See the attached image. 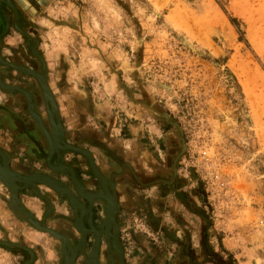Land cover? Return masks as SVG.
Returning a JSON list of instances; mask_svg holds the SVG:
<instances>
[{
    "label": "rangeland",
    "instance_id": "374dc122",
    "mask_svg": "<svg viewBox=\"0 0 264 264\" xmlns=\"http://www.w3.org/2000/svg\"><path fill=\"white\" fill-rule=\"evenodd\" d=\"M11 1L20 7L28 40L36 42V51L46 61L62 117L77 116L74 109L85 110L93 121L109 111L116 116L115 127L136 125L140 144L133 149L138 164L152 175L163 128L150 113H138L132 102L146 91L170 116V135L180 133L187 144L179 167L197 174L198 180L189 184L200 201L190 222H185L190 230L179 233L177 246H166L142 215L135 218L145 230L137 229L132 220V228L146 241L145 254L160 258L151 264H172L175 254L190 264H264V0ZM7 7L0 3L5 13ZM228 16L240 21L242 36ZM7 30L1 33L3 57L37 66L25 37L17 29ZM0 70H6L4 78L10 82L23 78L9 67L0 65ZM13 110L20 123H28L20 100ZM202 147L215 156L227 180L223 191H205L200 179L205 176ZM38 154L42 156L40 149ZM61 155L79 174L84 172L90 191L100 190L89 166L79 163L81 155ZM30 162V170L42 168L38 160ZM4 188L2 184L8 201ZM94 208L101 221L102 202L97 200ZM126 233L119 232L126 264H146L144 253L136 256ZM48 239L56 249L54 239Z\"/></svg>",
    "mask_w": 264,
    "mask_h": 264
},
{
    "label": "crops",
    "instance_id": "0c3cea01",
    "mask_svg": "<svg viewBox=\"0 0 264 264\" xmlns=\"http://www.w3.org/2000/svg\"><path fill=\"white\" fill-rule=\"evenodd\" d=\"M5 104L9 106L10 102H6ZM3 107L5 106L3 105ZM3 107H0V119L2 118V115L6 114L5 111H2ZM108 112L103 111L97 116H94L91 119L93 121H90L87 111H79L74 109V114L77 116H65L62 118L64 140L66 143H71H67L69 145L78 144L79 146L77 147L85 150L88 149V151L93 155L94 163L101 174L114 183V194L118 203V214L116 219L119 223L120 232H127L126 234L128 235L127 238H129V245H132L131 248L138 252L136 256L141 257L139 254L144 253L142 255H144L146 264H151L153 261L159 262L160 258L158 256L145 254L143 249L145 246L143 243L146 241L144 240V237L137 235V231L132 228V220L134 221L137 219L135 218V215H142L151 227L156 228V232L162 236L163 242L166 246L173 244L177 246L176 241L179 233L181 231H185L186 228V231L190 230L188 229V224L185 222L187 220V222H190L193 216L192 211L194 213L196 212L195 210L200 206V201H198V198L195 194L192 195L191 188L185 185V182L182 178L181 182H173V180H170V178L167 176L163 179L160 178V182H163L164 184L162 185L167 189L165 192H161L157 189L159 184L150 183L149 177L151 174H148L143 170V168H141V166L138 164L139 161H137L138 157L135 156L133 152H129V155L131 156L128 157V150L126 148V143L131 142L132 146H137V138L139 135L136 134L139 133V130H137L138 127H136V125H132L133 128L129 129L132 133V138H124L120 133L121 129H119V125L118 128L115 127V124L117 123L116 116L112 113L109 114ZM6 117L9 118L7 114ZM32 121L35 124L33 119ZM102 122L103 124H100ZM36 127L44 138L41 130L37 125ZM14 133L17 135L13 120H10V118L7 119L6 124L0 121V148L4 152L3 153L0 150V153L4 156L7 166L12 171L23 175L21 174L23 171L32 168L31 162L30 159H28L29 162L27 160V150H25L23 146L16 144L14 141L11 142L13 139H15ZM30 135L36 140L40 139V134L38 132H32ZM47 152L48 147L46 155ZM63 155L66 157L67 155L73 156L74 154L66 155L63 153ZM54 156L55 155H53L50 160L53 165H56L59 162L68 165L67 161L61 162L59 159L56 163H54ZM82 156H78L79 159H81V162L79 163L81 164L83 161L84 164L89 166L87 159ZM0 158L2 161L1 156ZM7 158L8 162L10 161V165L12 167L9 166ZM44 164L48 170H52L59 174L61 173L51 169L47 165L46 156L44 159ZM70 165L71 164L68 166ZM73 169H76L75 165H73ZM33 173L44 174L37 171L30 174ZM60 176L63 177V182H65L64 177L67 178V176L63 173H61ZM78 178L89 188V184L87 183L88 177H86L84 172H82ZM94 183L99 185L98 180L95 177ZM1 187L2 183L0 184V240L18 244L21 243L31 249L34 253V260L32 264H55L57 261V259L54 260L56 258V249L53 247L51 240L48 239V235L35 229L30 224L27 226L25 223L26 226H23L22 220L17 218L15 213L8 206L11 195L7 201L8 194L3 193ZM4 189L10 194L7 188ZM18 196L21 204L25 207V210H28L27 212L35 215L37 218L42 216V213L45 209L47 212H53L54 216H56L58 213H64L65 209L69 207L65 199L58 197L53 190L43 184H36L33 188L28 187L22 191H19ZM29 205L32 206V208ZM48 206L50 207L48 208ZM37 218L35 219L37 220ZM54 222L56 223V221ZM17 224L19 226L14 228ZM177 229L179 231H177ZM16 230H18L17 236L15 235ZM143 230H145V228H143ZM123 236L124 234L121 238H123ZM174 251L176 250L174 249ZM15 252L16 254L14 255L13 250L0 245V264H14L15 262L19 264L22 261L24 254L18 251ZM172 264L190 263L184 257H178L175 254Z\"/></svg>",
    "mask_w": 264,
    "mask_h": 264
},
{
    "label": "flooded vegetation",
    "instance_id": "af4514ba",
    "mask_svg": "<svg viewBox=\"0 0 264 264\" xmlns=\"http://www.w3.org/2000/svg\"><path fill=\"white\" fill-rule=\"evenodd\" d=\"M14 2H16V1H14ZM5 4L10 8V6L6 2H5ZM12 4L16 8V11H17V14H18V18L16 20L15 13H14V11L11 8L9 9L7 7V11H6L7 14L3 10H2V12L0 11V17H1L0 18V29H1V25H3L2 29L0 30V40L2 39V36H1L2 31H5L7 29H8L7 31H9V29L16 30L15 27H14L15 20H16V24H15L16 28L21 30V32L20 31L19 32L28 41L29 51L31 52L32 51V47H33L35 52L38 55H40L36 51V47H35L36 42L33 41L32 43H30V41L28 40V39H30V37H28V35L23 30L25 28V26H24L25 22H23V20H22V17H21L22 14H21V11H20V7H18L17 3H15L16 4L15 5L12 2ZM29 44H32V45H29ZM35 52H33V54ZM0 56L3 58V60H5L6 62H8L10 64H13L15 66L28 68V69H30L32 71H36V72H38L40 74L45 72L49 87H50L51 91L54 94V98H55V101H56V106H57V108L59 110L60 121H61L62 126H63V119H62L63 117H62L61 108H60L59 95L57 94V92H56L55 88L53 87V85L50 83L49 75H48V71H47V64H46V61L43 58V56L40 55L42 57V59H43V61H41L34 54V56H35V58L37 60L36 61L37 66L35 64L28 65L24 61L22 62V61H18V60L5 59L3 57V55H2L1 50H0ZM2 66L3 65H1V67ZM10 70L12 72L18 74L19 76H22L23 78L19 79V80L13 79L14 81L10 82V80L8 81V80H6L4 78L5 77L4 74L7 73L6 70H0V80L5 85L21 88V89L27 91L31 95V99L30 100H32V103H33L32 106H33V109H34L35 113L38 114V116L41 118L44 126L49 130V125H48L49 123H48L47 111H46L47 109H46V107H45V105L43 103V99H42L43 97H42V94L40 92V88H39V84H38L37 80L35 78H33L32 76H29V75H27V74H25L23 72H20L19 70H16L14 68H10ZM0 92H1V90H0ZM1 93H3V92H1ZM4 93H3V97H2V101H3L2 105H4L5 108H3L2 111H5L7 116H9L10 120H13L14 127L16 129V134H17V135H15V133H14L15 139H13L11 142L14 141L16 144H19L20 146H23V148H25V150H27L26 151V152H28L27 153V160L28 159L31 160V158H34V159L38 160L39 164H41L40 166H42V168H40L38 170H35V169L34 170H30V169H28V170L23 171L21 174L27 175V174H30L32 172H36L37 171V172H41V173H44L46 175H49V176H51L52 178H55L58 181L63 182L64 181L63 177L60 176L61 173L59 174V173L54 172L52 170H48L46 168L45 164H44V159H45L46 151H47V145H46V141H45L46 139H44L45 137L44 138L42 137L41 133L38 131V129H37L36 125H35L36 123L35 124L33 123L32 119H31V117L29 115V111H28L29 101H28L27 96L24 93L17 92V91H12V92H9V93L4 92ZM7 96H9V98H6ZM18 100L21 101L22 108L24 109L25 116L27 118L28 123H24V122L20 123V121L18 120V118H20V117L17 114V111L13 110L14 103L17 102ZM6 102H10V105L7 106L5 104ZM132 102L134 104L135 110H138L137 111L138 113H141V114L150 113L151 116H153L157 120V122H159L157 124L159 126V128H163L162 129L163 135L160 136L161 140H160V144H158V147H159L158 165L154 168V172L151 175L152 176V180L150 181V183L159 184L158 185L159 187H157V189L159 191H161V192H165V191H167V189H166L165 186L162 185L164 183L160 182L161 181L160 178L163 179V178H166V176H167V177L170 178V180H173V182H175V181L176 182H178V181L181 182V178H182L184 180V182H185V185H187L190 188H192V186H194V185L189 184V181H192V180L193 181H197L198 180V176H197V174L195 173L194 170L189 169L188 171H186L185 169H183V167L182 168L179 167V165L182 163L183 158L185 156V153L187 151V146H186L187 144L186 143L183 144L182 139H181L182 137H181L180 133L176 134L175 132H173L172 133L173 137L170 135V131L173 130V122L169 120L170 116L167 114L166 111H164L162 109V107L160 105H158V104H156V103H154V102H152L150 100V98H149L148 94L146 93V91H140V93L138 94L136 99L133 100ZM6 114H4L5 116L2 115V118L0 119V121L2 120V123H4V124H6L7 119H9L8 117H6ZM122 127L123 128H121V131H122L121 135L124 138H132V133L129 130L130 128L127 129L126 125H122ZM32 132H38L40 134V139L39 140L34 139L30 135V133H32ZM136 135H139V133L136 134ZM17 140H19L20 143H18ZM67 143H69V142H67ZM69 144H71V143H69ZM138 144H140V140H138V142H137V146H136L137 149H138ZM182 144L184 145V147H183ZM72 145H75L76 147L79 146L78 144H72ZM133 148H134V146H132V142H131L130 146L127 148L128 157L131 156V155H129V152H133V154L136 153L135 149H133ZM39 149H40V152H41L42 156H39V154H38L39 153ZM0 150H1V148H0ZM135 156L138 157V155H136V154H135ZM6 157H7V155H6ZM1 162L2 161H1V158H0V163ZM7 162H8V158H7ZM28 162H29V160H28ZM53 162L54 163L57 162L56 156H54ZM8 164H9V166H11L10 165V161L8 162ZM89 170H90V168H89ZM74 172H75L76 177L78 178V176L80 174L78 173L77 169H74ZM91 174H92V172H91ZM64 179H65V183L70 185V181L68 180V178L64 177ZM79 181L84 186L85 190L88 191V193L89 192H93V193H90L91 195H95L94 193H97V192H102L101 190H99V191H90L85 183H83L80 179H79ZM194 193L196 195L198 194L196 191H194ZM202 195L203 194H201V196ZM81 200H82V202H83V204L85 206L88 205L86 200H84V199H81ZM84 211L85 212L82 215V225H84V227L86 229H89L88 221L90 220L91 224L96 229H98L99 226H100V223L102 221H98V219L96 217L97 216V212L95 211V208H94L93 204H92V206H91V208L89 210L86 207L84 209ZM89 211H91V212H89ZM33 216L35 217V215H33ZM35 218H37V217H35ZM20 220H22L23 223L28 224L27 221L24 218H21ZM37 220L39 222H41L42 224H44L47 228H50V229L58 232L62 236H64L68 240V243H70V246L72 248L75 247V245L79 242V240L81 238V233H79L77 231V229L74 228V226H73L74 216H73V210L70 208V206L65 209L64 213L63 212L62 213H58L56 216H54L53 212H50V211L47 212V210L45 209L43 211V213H42V216L37 218ZM54 221H56V223ZM116 222H117V219H116ZM117 224H118V231L120 232L119 223L117 222ZM119 232H118V243H119L120 248L122 249V252H123L124 264H126V260H125V257H124V251H123V248H122V243L120 242ZM45 234L48 235L47 233H45ZM53 239L55 241L54 242V246L56 247V251H57L55 253H57V255H58L57 264H64L65 257L61 253V241L59 239H57V238H53ZM93 242H94V236H93L92 233L89 232L87 234V236H86L85 247L83 248L82 241H81V243L78 244L77 247H78L79 251H76V255H75L76 258L74 259L73 264H86L85 259H86V257L87 258L90 257L89 256V252L92 249ZM81 244H82V246H80ZM21 245H23V244H21ZM23 246H25V245H23ZM80 248H83V250H80ZM10 249L13 250V251L21 252L22 254H24V256H26V257H23L22 261L19 264H22L23 262L28 260L29 256H28L26 251L21 250L19 248H10ZM65 250L68 252L67 254H69V257H68V259H69L72 256V254L69 251L68 246H65ZM106 250H107L106 251L107 258L109 259L110 251L108 249V244L106 246ZM96 257H97L96 258V260H97L96 264H107L106 255H105V243H104L102 237L100 239L99 250H98V254L96 255ZM193 263H195V262L193 261Z\"/></svg>",
    "mask_w": 264,
    "mask_h": 264
},
{
    "label": "water",
    "instance_id": "95a60500",
    "mask_svg": "<svg viewBox=\"0 0 264 264\" xmlns=\"http://www.w3.org/2000/svg\"><path fill=\"white\" fill-rule=\"evenodd\" d=\"M1 2L5 3V1H3V0H1L0 3ZM14 27H15V29H17L18 31L21 32L20 29L16 28L15 24H14ZM32 53H33V47H32ZM34 54H37V53H34ZM0 60H1V62H4L3 66H5V67H8V66L12 65V64L10 65L9 63H6L1 58H0ZM27 71L30 73V75L35 76L40 81V77H39L40 75L38 73H36V72L34 73L32 71H29V70H27ZM40 84H41V82H40ZM0 89L3 90V91H6V92H12V91L23 92L26 96L28 94L27 91H25V90H23L21 88L5 85L1 80H0ZM28 111H29L30 117L31 116L33 118L37 117L36 113L30 107H28ZM38 126L42 130V132H43V134H44V136H45V138L47 140V144H48V152H47V155H46L47 164L49 165L48 158L50 157V154L52 152H56L57 161L59 159L61 162H63L62 155H59L58 151L54 150V144H53L54 137H53V139L50 137V135L46 132L45 128L43 127L42 123L38 122ZM60 151H62V152L72 151V152L78 153L80 155L83 154L88 160V163H89V166H90L89 168H91L90 170H92V173L94 175H96L99 178L100 183H102L101 177L97 173V169L95 167L96 165L94 164L93 155H91L87 150H84V149L78 148L76 146H73V147H71V148H69L67 150H64V149L61 150L60 149ZM2 158H3V161H2V163H0V167L2 166V164L4 165V167H6V165L4 163V156H2ZM62 166L66 167V170L68 172L66 174L68 176V180L70 181V185L66 184L65 182H61V181L55 180V179L51 178L50 176L41 175V174H34L35 177L31 178L33 180L34 184L25 186L24 184L29 179V176L28 177L22 176L19 173H15V172L9 170L8 168H7V173H3L0 170V181L10 192L11 197H10V201H9L8 205L11 208V210L13 212L21 215L35 229H37V230H39L41 232L47 233L52 238L53 237L58 238L61 241V243H62V245H61V253L62 254L64 252L63 249L65 248L64 244H67L68 249H70L71 254H73L72 251L74 250V248H77L78 244L80 243V241L82 239V236H83L84 231L86 230V228L82 225L83 212H82L81 209H83L84 205L74 196L72 191L78 197H81L82 199L86 200L88 203H89V198H88V193L84 190V186L82 184H80L78 179L75 177L74 169L69 167V166H64V165H62ZM39 183L40 184H44L45 186H47L48 188L53 190L58 197L65 199L67 201L68 205L70 206V208L73 210V212H74L73 226H74V228H76L81 233V238H80L79 242L75 245L74 248H72L70 246V244L68 243L67 239L64 236H62L61 234L51 230L50 228H47L45 226H41L36 220L32 219L33 215H31V213H28L25 210L24 206L21 204V202H20V200L18 198L19 191H22V190H24V189H26L28 187L33 188L36 184H39ZM18 184H22V186H19ZM100 187H101V189L103 190L104 193L102 194V193L98 192L97 195L99 197L103 198L104 201L106 202V215H105L104 219L101 220L102 223L99 226V229H96L91 224V221H88V225L93 230V234H94V242H93V246H92V249L90 251V254H92L93 250L96 247H98V241L99 240H98V231L97 230H101L103 224H105L104 226H105V231L106 232H107L106 228H107V226L109 224H111V226H112L111 230H114V226L116 225L115 220H116V217H117V214H118V208H115V204L110 203V206H109L108 203H107L108 202V197H107V193L108 192L106 191V187L103 186L102 184H101ZM100 187H99V189H100ZM97 200H101V199H96L95 202ZM76 206H78L79 209L76 208ZM49 207L50 206H48V208ZM65 240H66V242H65ZM96 244H97V246H96ZM0 245H3V246L8 247V248H19L21 250L26 251L28 256H29V258H28V260H26L22 264H32V262L34 260V253L32 252L31 249H29V248H27V247H25V246H23L21 244L7 242V241H3V240H0ZM112 247H113V249L115 248L114 244H112ZM120 250L121 251L118 252V264H124L123 252H122L121 248H120ZM68 257H69V254H68ZM66 263H67V255L65 256V260H64V264H66Z\"/></svg>",
    "mask_w": 264,
    "mask_h": 264
},
{
    "label": "bare ground",
    "instance_id": "6f19581e",
    "mask_svg": "<svg viewBox=\"0 0 264 264\" xmlns=\"http://www.w3.org/2000/svg\"><path fill=\"white\" fill-rule=\"evenodd\" d=\"M1 1V0H0ZM3 1H5L9 6H10V8L14 11V13H15V18H16V20H17V18H18V14H17V11H16V8L14 7V5L12 4V2H10L9 0H3ZM1 12H2V10H0ZM16 20H15V24H16ZM16 26V25H15ZM33 52H35V50L33 49ZM36 53V52H35ZM41 61H43V59H42V57L40 56V55H38V54H35ZM0 58L3 60V58L0 56ZM3 61H5V60H3ZM6 62V61H5ZM2 63V64H1ZM6 63H8V62H6ZM10 64V63H9ZM0 65H4V62H1V60H0ZM11 65V64H10ZM8 67H10V68H14V69H16V70H19L20 72H23V73H25V74H27V75H29V76H32V75H30V73L27 71V70H29V71H32V70H30V69H28V68H24V67H18V66H15V65H11V66H8ZM32 72H36V71H32ZM36 73H38V72H36ZM40 76V81L35 77V76H32L33 78H35L36 80H37V82H38V84H39V88H40V92H41V94H42V97H43V102H44V105H45V107H46V111H47V119H48V125H49V130L44 126V124H43V122H42V120H41V118L38 116V114H36L37 115V117H35V118H33L32 116H31V118L34 120V122L36 123V125L38 126V122L39 123H42V125H43V127L45 128V130H46V132L50 135V137L53 139V137H54V139H53V144H54V150H57L58 151V154L59 155H61V152L62 151H60V149L62 150V149H64V150H67V149H69V148H71V147H73L72 145H68L66 142H65V140H64V128H63V126H62V123H61V121H60V116H59V111H58V109H57V106H56V101H55V98H54V95H53V93H52V91H51V89H50V87H49V85H48V82H47V78H46V74H45V72H43L42 74H40V73H38ZM40 82H41V84H40ZM23 93V92H22ZM27 98H28V101H29V105H28V107H30L33 111H34V109H33V103H32V100H30L31 99V95L28 93L27 94ZM35 112V111H34ZM39 127V126H38ZM39 129H40V127H39ZM41 130V129H40ZM42 131V130H41ZM43 133V132H42ZM45 137V136H44ZM46 139V138H45ZM46 142H47V140H46ZM47 147H48V144H47ZM82 149V148H81ZM85 150V149H84ZM60 151V152H59ZM88 151V150H87ZM89 152V151H88ZM90 153V152H89ZM91 154V153H90ZM53 155H55L56 156V152H52L51 154H50V157L48 158V160H49V167L51 168V169H53V170H55V171H58V172H61V173H63V174H65L66 176H67V174L66 173H68L67 172V170H66V167H63L62 165H64V166H68V165H65V164H63V163H58V164H56V165H52L51 164V158H52V156ZM83 155V154H82ZM92 155V154H91ZM0 156L2 157L3 155L0 153ZM84 156V155H83ZM85 157V156H84ZM86 158V157H85ZM87 159V158H86ZM2 161H3V158H2ZM60 161V160H59ZM88 161V160H87ZM2 163V162H1ZM4 163H5V165H6V167H4V165L2 164V166L0 167V170L3 172V173H7V168L9 169V170H11L8 166H7V164H6V160H5V158H4ZM89 164V163H88ZM95 164V163H94ZM70 167V166H69ZM90 167V166H89ZM96 167V166H95ZM72 168V167H71ZM91 169V168H90ZM96 169H97V173L99 174V176L101 177V181H102V183H100V180H99V178L96 176V175H94L93 173V176L98 180V183H99V186H101V184L103 185V186H105L106 187V191L108 192L107 193V197H108V205L110 206V203H113V204H115V208H118V203H117V199H116V197H115V192H114V183L110 180V179H107L106 177H104L102 174H101V172L99 171V169L96 167ZM12 171V170H11ZM14 172V171H13ZM91 172H92V170H91ZM15 173H17V172H15ZM34 174H40V173H33V174H30V175H27V176H25V177H28L29 176V179L27 180V182L24 184L25 186H28V185H33L34 184V182H33V180L31 179V178H34L35 176H34ZM75 174V173H74ZM41 175H45V174H41ZM23 176V175H22ZM46 176H48V175H46ZM16 177V176H15ZM76 177V176H75ZM67 178H68V176H67ZM36 179V178H35ZM79 181V180H78ZM80 182V181H79ZM40 184V183H39ZM81 184V183H80ZM19 185V184H18ZM44 185V184H43ZM19 186H22V185H19ZM100 189H101V187H100ZM85 190V189H84ZM101 191L102 192H100V193H104L103 192V190L101 189ZM87 192V191H86ZM72 193H73V191H72ZM88 193V192H87ZM98 193V192H97ZM97 193H94L95 195H91L90 193H88V198H89V203H88V205L87 206H85L84 204H83V202L82 201H80L82 198L81 197H78L75 193H73L74 194V196L84 205V207H83V209H81L82 210V212L84 213L85 211H84V209L87 207L88 208V210L91 208V206H92V204L95 202V200L96 199H101V200H99V201H101V202H103V204H104V211H105V215H106V202L104 201V199L103 198H101V197H99L98 195H97ZM108 206V207H109ZM76 208H78L79 209V207L78 206H76ZM114 208V209H115ZM89 212H91V211H89ZM29 213V212H28ZM115 213V212H114ZM32 215V214H31ZM105 215H104V217H105ZM33 217V216H32ZM32 219H34V220H36L34 217L32 218ZM104 219V218H103ZM26 220V219H25ZM37 221V220H36ZM90 221V220H89ZM41 226H45L44 224H42L41 222H39V221H37ZM102 223V222H101ZM101 223H100V225H101ZM115 223H116V225L114 226V230H111V228H112V226H111V224H109L108 226H107V228H106V230H107V232L105 231V224H103V226H102V229L101 230H97L98 231V247H96L94 250H93V253L92 254H90V252H89V256L90 257H86V259H85V262H86V264H96V255L98 254V250H99V245H100V239H101V237H103L104 239H105V241H106V243L108 244V249H109V251H110V255H109V261H110V264H116L115 263V260H114V258H113V256H112V254H114L116 257H117V263H118V252L119 251H121L120 250V245H119V243H118V224H117V222H116V220H115ZM29 224V223H28ZM84 226V225H83ZM46 227V226H45ZM99 229V228H98ZM52 230V229H51ZM54 231V230H53ZM78 231V230H77ZM56 232V231H55ZM79 232V231H78ZM92 233L93 234V230L90 228V226H89V229H86L85 231H84V234H83V236H82V239H81V241H82V243H83V248L85 247V244H86V236H87V234L88 233ZM58 233V232H57ZM80 233V232H79ZM105 234V235H104ZM93 236H94V234H93ZM53 238H55V237H53ZM58 239V238H57ZM68 241V240H67ZM81 241H80V243H81ZM65 242H66V240H65ZM70 244V243H69ZM112 244H114V249H113V247H112ZM61 245H62V243H61ZM64 246H67V244H64ZM80 246H82V244L80 245ZM79 246V247H80ZM96 246H97V244H96ZM83 248H80V250H83ZM63 255H64V257L67 255V263L66 264H73V262H74V259L76 258L75 257V255H76V251H79L78 250V247L77 248H75L72 252H73V254H72V256L68 259V252L65 250V248L63 249ZM69 251H70V249H69ZM107 251V250H106Z\"/></svg>",
    "mask_w": 264,
    "mask_h": 264
},
{
    "label": "built area",
    "instance_id": "2783aa9c",
    "mask_svg": "<svg viewBox=\"0 0 264 264\" xmlns=\"http://www.w3.org/2000/svg\"><path fill=\"white\" fill-rule=\"evenodd\" d=\"M199 157L202 160L205 173V176L199 177L203 181L206 193L208 194L209 189L223 191L228 183L218 167L215 156L206 147H202L199 151ZM134 226L137 229L143 230V225L137 219L134 220Z\"/></svg>",
    "mask_w": 264,
    "mask_h": 264
},
{
    "label": "trees",
    "instance_id": "16d2710c",
    "mask_svg": "<svg viewBox=\"0 0 264 264\" xmlns=\"http://www.w3.org/2000/svg\"><path fill=\"white\" fill-rule=\"evenodd\" d=\"M221 9L223 10V12L225 13V10L224 8L221 7ZM228 20L229 22L231 23V25H233L237 32L240 34V36H242V32L241 30L239 29V25H240V21L237 19V18H234V17H231V16H228ZM240 41H243L244 43L247 44V42H245V40H240Z\"/></svg>",
    "mask_w": 264,
    "mask_h": 264
}]
</instances>
